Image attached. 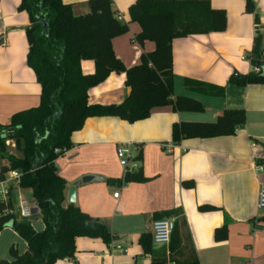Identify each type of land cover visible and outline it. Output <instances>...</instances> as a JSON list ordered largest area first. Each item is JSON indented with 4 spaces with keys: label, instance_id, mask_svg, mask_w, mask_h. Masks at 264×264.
Wrapping results in <instances>:
<instances>
[{
    "label": "crops",
    "instance_id": "obj_1",
    "mask_svg": "<svg viewBox=\"0 0 264 264\" xmlns=\"http://www.w3.org/2000/svg\"><path fill=\"white\" fill-rule=\"evenodd\" d=\"M90 0H63L76 17L89 13ZM207 1L213 10L226 14L223 33L189 36L172 41L173 97L200 102L202 113L174 112L171 107L154 109L148 119L133 124L117 118H90L71 136L72 147L54 165L69 188L84 177H94L75 188V202L82 213L96 218L112 239L78 238L76 254L56 264H264V212L257 210L258 192L264 187V85L238 87L229 83L232 74H252L253 49L259 40V63L264 66V0H252L254 14L246 12V0ZM136 0H112L118 20L127 23L126 35L112 40V48L126 69L138 64L140 56L154 50V44L134 41L140 28L129 23V8ZM21 0H0V128L11 118L35 109L40 103L41 87L27 64L29 44L26 31L31 27ZM257 24L259 28L254 29ZM241 58H251L252 63ZM84 74L94 73V64L81 63ZM186 80L222 89L220 97H209L185 89ZM124 74H111L104 84L88 94L90 105H119L129 95ZM244 111L246 124L234 135L210 139H185L175 144L172 127L180 123H212L224 111ZM132 144L142 183L122 184L116 148ZM173 146L168 152V146ZM7 164L5 159H0ZM191 182L192 188L183 184ZM118 193V198L114 194ZM33 203L29 189L9 188L8 208L13 220L29 222L36 233L45 229L40 214L24 220L18 198ZM209 206L213 211L201 212ZM161 218L175 219V230L168 246L152 242L145 254L140 236L151 235V225ZM0 230V264H11L10 250L18 255L27 245L11 227ZM225 237L215 240L217 229ZM224 235V234H222ZM110 244L125 252L110 257Z\"/></svg>",
    "mask_w": 264,
    "mask_h": 264
},
{
    "label": "trees",
    "instance_id": "obj_2",
    "mask_svg": "<svg viewBox=\"0 0 264 264\" xmlns=\"http://www.w3.org/2000/svg\"><path fill=\"white\" fill-rule=\"evenodd\" d=\"M89 13L76 17L63 0H21L31 27L26 31L29 44L27 64L41 87L37 108L14 115L8 126L12 130L18 156L5 155L0 140V159L11 170L20 173V188L32 192L45 229L36 233L29 222H16L3 215L8 206L0 203V230L10 221L11 227L27 245L18 255L14 249L11 264H56L72 259L78 238L100 239L105 244L112 237L96 218L81 212L74 204L65 205L66 183L57 174L54 162L60 153L72 147L71 136L80 131L87 119L117 118L133 124L148 119L154 109L171 107L174 112L202 113L200 102L173 97L172 41L189 36L223 33L226 14L213 10L201 0H136L129 8V23H136L140 32L134 41L151 42L154 50L140 56L138 64L126 69L112 48V40L126 35L128 24L118 20L112 10V0H90ZM246 12L254 14L252 0H246ZM254 66L259 74H232L229 83L238 87L264 85V66L259 63V40L253 49ZM94 64V73L84 74L81 63ZM124 74L128 97L119 105H90L89 92L104 84L111 74ZM185 89L204 96L220 97L223 90L190 80ZM246 124L244 111H224L212 123H180L172 127V141L210 139L232 136ZM264 145V143H263ZM141 170L126 174L122 184L142 183ZM192 188L193 184H183ZM209 206L201 212L213 211ZM163 219V218H161ZM175 230V228H174ZM226 229L214 232L215 240L225 237ZM224 234V235H222ZM139 244L145 254L151 252L152 237L140 236ZM165 264V261L153 262Z\"/></svg>",
    "mask_w": 264,
    "mask_h": 264
},
{
    "label": "built area",
    "instance_id": "obj_3",
    "mask_svg": "<svg viewBox=\"0 0 264 264\" xmlns=\"http://www.w3.org/2000/svg\"><path fill=\"white\" fill-rule=\"evenodd\" d=\"M259 26L254 25V29L257 30ZM264 34V29H263ZM5 31L0 27V41L4 39ZM241 60H248L252 63L251 58H241ZM260 69L253 66L252 73L259 74ZM14 132L12 130H2L0 129V140L5 148V151H15L16 142L12 138ZM173 146H168V152H171ZM138 151L136 146L132 144H121L116 148V156L120 168L123 171V178L126 174L137 172L139 170V163L137 160V155L135 152ZM65 152L60 153L55 151V154L61 155ZM13 186L17 189H20V173L16 170H11L8 163L3 164L0 161V203L5 206H8V194L9 188ZM114 198H118V193L113 195ZM18 207L20 211V216L22 219L27 220L32 216V210L37 208L34 203H30L26 199L19 197L18 198ZM257 210L264 212V187H261L258 192L257 199ZM3 215H14V211L11 208H5ZM175 219L173 218H163L155 220L151 225V237L152 242L157 245L168 246L170 244L171 236L175 228ZM125 250L118 244H110L108 247L107 255L110 257L116 256L118 254L124 253ZM70 259H65L69 261ZM166 264H175L168 261Z\"/></svg>",
    "mask_w": 264,
    "mask_h": 264
},
{
    "label": "water",
    "instance_id": "obj_4",
    "mask_svg": "<svg viewBox=\"0 0 264 264\" xmlns=\"http://www.w3.org/2000/svg\"><path fill=\"white\" fill-rule=\"evenodd\" d=\"M96 178L94 177H84L79 183L74 184L69 188L68 195H67V202L69 204H73L75 202V188L78 186L80 183L82 184H88L92 181H95ZM38 209L34 208L32 210V215H37L38 214Z\"/></svg>",
    "mask_w": 264,
    "mask_h": 264
},
{
    "label": "rangeland",
    "instance_id": "obj_5",
    "mask_svg": "<svg viewBox=\"0 0 264 264\" xmlns=\"http://www.w3.org/2000/svg\"><path fill=\"white\" fill-rule=\"evenodd\" d=\"M5 155L18 156L16 151H5Z\"/></svg>",
    "mask_w": 264,
    "mask_h": 264
}]
</instances>
